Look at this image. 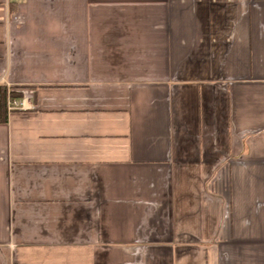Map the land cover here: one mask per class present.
Listing matches in <instances>:
<instances>
[{"label":"crops","instance_id":"crops-1","mask_svg":"<svg viewBox=\"0 0 264 264\" xmlns=\"http://www.w3.org/2000/svg\"><path fill=\"white\" fill-rule=\"evenodd\" d=\"M0 264H264V0H0Z\"/></svg>","mask_w":264,"mask_h":264},{"label":"trees","instance_id":"trees-1","mask_svg":"<svg viewBox=\"0 0 264 264\" xmlns=\"http://www.w3.org/2000/svg\"><path fill=\"white\" fill-rule=\"evenodd\" d=\"M7 97L10 95L7 93L6 86L0 85V121L7 122L8 109H7Z\"/></svg>","mask_w":264,"mask_h":264},{"label":"built area","instance_id":"built-area-1","mask_svg":"<svg viewBox=\"0 0 264 264\" xmlns=\"http://www.w3.org/2000/svg\"><path fill=\"white\" fill-rule=\"evenodd\" d=\"M18 106V102L15 99H12L11 97H7V109L8 111L16 108Z\"/></svg>","mask_w":264,"mask_h":264}]
</instances>
